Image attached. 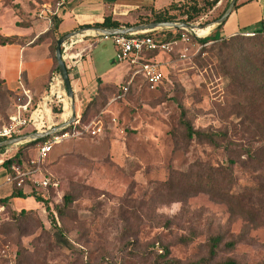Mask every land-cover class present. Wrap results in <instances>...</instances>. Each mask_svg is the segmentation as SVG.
Returning <instances> with one entry per match:
<instances>
[{
  "label": "rangeland",
  "instance_id": "rangeland-1",
  "mask_svg": "<svg viewBox=\"0 0 264 264\" xmlns=\"http://www.w3.org/2000/svg\"><path fill=\"white\" fill-rule=\"evenodd\" d=\"M14 1L6 0L15 5L19 23H26L49 17L56 0ZM221 12L208 11L193 23L206 27L208 24L202 25ZM197 42L191 38L183 45L187 58H180V48L157 56L165 63L166 79L156 89H149L136 77L122 94L132 69L115 61L111 37L94 39L81 62L86 75L93 73L92 81L79 98L74 97L76 120L67 127L76 123L82 133L55 144L35 176L51 179L47 188L37 191L52 209L63 205L66 194L73 200L61 216L54 212L55 227L34 197L10 199L0 227V264H167L169 259L187 264L201 258L213 262L230 258L238 264L264 262V218L255 222L246 218L247 211L258 214L256 209H264V167L240 148L226 152L203 140L188 139L180 122L181 105L195 129L225 128L239 119L227 106L231 95L225 71L235 74L234 68L239 66L237 78L241 80L244 61L230 50L220 51L213 41L195 53ZM79 48L77 44L71 53H79ZM68 71L71 82H76L74 69ZM109 71L113 73L107 74ZM112 74L115 79L106 82ZM56 79L59 84L54 83ZM44 80V96H31L29 111L24 112L28 117L35 111L38 121L24 125L22 133L42 131L68 116L70 99L63 82L51 76ZM2 87L0 83V125L10 123L17 106L28 100L24 92L10 95ZM94 123L101 126L95 135L90 132ZM248 139L245 134L234 140L243 145ZM18 146H10L9 154L17 152ZM37 147L22 150L24 162L36 155ZM229 158L235 162L233 190L248 195L243 212L206 192L178 187L183 181L177 183V177L201 171L202 166L225 164ZM10 187L13 185L0 189V197ZM174 202L181 205L175 215L157 212L158 207H170ZM13 211L20 213L18 219L12 218ZM215 236L220 242L210 255L209 239Z\"/></svg>",
  "mask_w": 264,
  "mask_h": 264
},
{
  "label": "trees",
  "instance_id": "trees-1",
  "mask_svg": "<svg viewBox=\"0 0 264 264\" xmlns=\"http://www.w3.org/2000/svg\"><path fill=\"white\" fill-rule=\"evenodd\" d=\"M251 0H238L235 3L234 8H237L241 4H244ZM229 2V0H228ZM226 3V6L228 4ZM4 4H8L14 8L15 5L12 3L6 2L3 0ZM217 0H184L179 2H172L164 8L154 9L151 7L149 13L146 15H139L137 21L134 23L122 22L117 19H114L110 14L105 15L104 19L100 23H94L92 25L84 24L79 25L78 28L83 27H107V28H116L120 26H129L131 24L145 23L150 21H169V20H179L183 22L193 23L198 17L210 11ZM224 7V9L226 8ZM222 10V12L224 11ZM222 12L211 21H208L202 26L216 20ZM50 20V27L48 30L38 36L34 41L37 43L41 41L48 35H52V44H56V39L59 35L57 29L61 23V19L51 13L48 17ZM221 28V26L219 27ZM217 28V30L219 29ZM153 32H159L166 35L168 38L175 37L182 32H187L183 29H157ZM263 29H257L252 35H243L235 34L232 36H227L223 38H218L215 35V31L207 35L206 37L200 38L199 42L205 43L207 41H213L214 44H217V48L221 50H230L232 55L239 57V60H243L244 75L242 79L239 80L241 68L235 67V74L233 71L226 70L225 75L228 79L227 90L231 95L230 100L228 101V107L236 111L238 115V121L232 123V126H227L225 128H212L211 130H202L195 129L188 119H186V110L181 105L180 109V122L185 129V136L188 139L196 138L203 140L215 148H222L226 152H231L235 147L240 148L246 156H248L251 161L256 164L264 167V159L261 158V155H264V34ZM24 40L16 35L5 36L0 34V45L6 44H24ZM51 44V45H52ZM50 50L54 51L53 47H50ZM52 54V53H51ZM159 54H164L159 51H150L145 54L143 61H154L158 60L157 56ZM55 63V69H57V62L52 54ZM237 68L239 72H237ZM21 77L25 78L24 73H21ZM141 78V77H140ZM51 79H54V76H51ZM129 79V78H128ZM127 79V81H128ZM142 79V78H141ZM166 79V75L162 79L155 89L163 83ZM143 80V79H142ZM126 81V84H127ZM135 81L132 80L131 84ZM144 84L147 86L145 80ZM0 83L3 85L2 89L4 92L13 95V92L7 89L4 84V80L0 76ZM130 84V85H131ZM129 85V87H130ZM125 87V86H124ZM124 87L121 88V93H123ZM148 87V86H147ZM129 89V88H128ZM128 91V90H127ZM1 126V125H0ZM248 135L249 139L245 144H238L234 139L236 136ZM49 136L43 137L28 143H24L18 146V151L15 152L10 157L4 159L1 163V166L4 167L8 172L13 164H20L24 162L21 157V152L25 148H29L33 145H39L45 142ZM2 140V139H0ZM5 148H0L3 151ZM234 160L229 158L227 163L213 167L212 165L202 166L201 171L192 172L189 175H182L177 177L182 182V187L179 188L190 190L191 192H206L212 198L224 200L231 205V208H238L240 210L244 209L245 199L248 198V195H245L244 192H236L233 190L235 181L232 177V166L234 165ZM201 165V164H200ZM199 165V166H200ZM170 180V179H169ZM173 180L169 181V184ZM172 186V185H171ZM32 196L34 199L43 204L44 209L47 211V217L50 222L57 227L56 217L61 216L64 210L71 204L72 197L69 194L63 196V205L56 204L53 206V209L50 207L49 201L41 193L35 190H31L28 193H24L21 188L15 187L12 192L5 197H1L0 201L5 205H8V202L12 198L16 197H27ZM258 214L247 211V219L250 222H255L258 218L263 216L264 218V209H256ZM245 213V211H244ZM20 214V213H18ZM16 212H12V218L18 219ZM22 214V213H21ZM20 217V216H19ZM220 242L218 236L211 237L209 239V253L212 255L215 252V247ZM232 243H229V246H232ZM167 264H182L178 260L169 259L166 261ZM187 264H238L234 259H225L221 261H211V258H201L194 262H189ZM264 264V262L258 263Z\"/></svg>",
  "mask_w": 264,
  "mask_h": 264
},
{
  "label": "crops",
  "instance_id": "crops-1",
  "mask_svg": "<svg viewBox=\"0 0 264 264\" xmlns=\"http://www.w3.org/2000/svg\"><path fill=\"white\" fill-rule=\"evenodd\" d=\"M179 1L184 0H71V2L65 4L57 12L54 13V10L50 12L61 19L57 33L59 35H64L78 29L79 25L100 23L103 21L104 16L109 14L119 21L134 23L137 21L139 15L148 14L151 7L160 9L172 2ZM15 2L16 0L14 3ZM227 2L228 0H217V3L209 12L216 13L223 10ZM19 22H21V20L13 10V7L4 4L3 0H0V34L5 36L16 35L21 37L25 42L24 44L0 45V76L4 80L7 89L13 93H19L25 90L30 97L39 94L43 97L44 92H46V81L44 79L48 78V76L57 74V69H55L54 59L50 50L52 35L46 36L37 43H34V41L38 36L48 30L50 27V20L47 17L44 20H30L26 21V23ZM260 28L264 31V0H251L234 8L226 21L221 25V28L214 31L218 38H223L245 32H254ZM59 37L61 36H58L57 39ZM94 39L95 38L72 39L74 40L73 48L77 44L80 47L78 50L79 58L77 67L74 69V74L77 76L76 82H71L75 99H77V97L79 98L82 91L89 88L92 81L93 73L90 71V73L86 75V69L81 66V62L89 55ZM21 73H24V80L21 77ZM111 73L113 72L109 71L107 74ZM114 79L112 74V77H108L106 82ZM104 82H100L99 84ZM54 83L59 84L57 79ZM42 84L45 85L43 86ZM52 87L54 86L52 85ZM58 94H60V91ZM94 94L89 95V97L91 98ZM67 115L69 116L68 112ZM21 134L24 133L18 135ZM10 148L11 147H6L3 151L0 150L2 155L0 166L4 159L11 156L9 152L13 149ZM1 169L5 177L2 182L0 181V189L6 185H10L5 182L8 171L4 167ZM14 188V185L10 187L6 196H8ZM21 189L24 193H28L31 190L29 184Z\"/></svg>",
  "mask_w": 264,
  "mask_h": 264
},
{
  "label": "built area",
  "instance_id": "built-area-1",
  "mask_svg": "<svg viewBox=\"0 0 264 264\" xmlns=\"http://www.w3.org/2000/svg\"><path fill=\"white\" fill-rule=\"evenodd\" d=\"M70 1L71 0H56L54 13ZM153 31L154 30L140 31L111 36L115 47V61L127 63L132 69L122 94L127 92L129 85L136 77H141L143 80H145L149 89H155V87L161 83L162 79L164 78L165 63L160 62V60H154L150 62L143 61L142 59L147 52L159 51L162 53H172L174 50L180 48V58L188 57V55L185 53L187 48L183 45L189 43L191 38L194 39V37L189 32H182L175 37L168 38L164 34ZM242 34L252 35L254 32H245ZM198 43L199 42L196 44L198 46L195 49V53L207 42H200V44ZM181 47H183V49H181ZM72 54V57H68L67 59L64 58L68 70L75 69L77 67L79 53ZM67 61H69V63H67ZM22 92L28 96V100L25 104H19L17 106L16 113L10 116V123L0 126V139L16 136L22 133V127L24 125L33 126L36 125V121H38L34 116L35 111H33L28 117L24 116V112L29 111L28 106L30 104L31 97L25 90ZM100 130L101 126H98L97 123H94L90 132L95 135L100 132ZM81 133L82 131L77 128L75 123L73 128L65 129L62 132H58L49 136L45 142L38 145L36 155L28 162L13 164L11 166L10 171L6 176L5 182L14 185L17 188H23L28 184L30 185L31 190L47 188V186L51 184V179L45 175H42L40 179L35 178V176L41 171V166L47 158L49 152L52 151L55 144H59L63 140L69 139L71 137L78 136ZM6 214V205L0 201V227Z\"/></svg>",
  "mask_w": 264,
  "mask_h": 264
},
{
  "label": "water",
  "instance_id": "water-1",
  "mask_svg": "<svg viewBox=\"0 0 264 264\" xmlns=\"http://www.w3.org/2000/svg\"><path fill=\"white\" fill-rule=\"evenodd\" d=\"M237 0H229L226 8L222 12V14L213 22L208 24L210 29L204 35H197L196 29L202 28L195 23L183 22L179 20H169V21H150L145 23L131 24L129 26H120L116 28H107V27H83L73 30L69 33H66L59 37L56 40V44L54 47V56L57 62V77L63 82L65 87V92L67 98L70 99V115L68 119L62 121L60 124L47 127L42 131H34L30 133H24L21 135L13 136L10 138H5L0 140V148H6L15 145H21L24 143H28L43 137L51 136L55 133L62 132L67 127L76 120V105L74 102V93L71 85L68 69L66 67L65 59L62 56V45L68 39L71 38H88V37H111L113 35L127 34L133 32L140 31H150L156 29H183L189 32L196 40H200V38L206 37L214 30L219 28L227 19L229 14L233 11L235 3Z\"/></svg>",
  "mask_w": 264,
  "mask_h": 264
},
{
  "label": "bare ground",
  "instance_id": "bare-ground-1",
  "mask_svg": "<svg viewBox=\"0 0 264 264\" xmlns=\"http://www.w3.org/2000/svg\"><path fill=\"white\" fill-rule=\"evenodd\" d=\"M210 29V26H206V27H202V28H198L196 29V33L197 34H205L208 32V30ZM71 39H68L66 42H64V44L62 45V56L63 58L67 59L68 57H72L73 54L71 53L72 48H73V41ZM66 55V57H65ZM64 86V84H63ZM65 88V87H64ZM52 89H54V87H52ZM56 90H58L57 88H55ZM69 115H70V111H69ZM69 117V116H68ZM68 117L66 119H68ZM65 119V120H66Z\"/></svg>",
  "mask_w": 264,
  "mask_h": 264
},
{
  "label": "clouds",
  "instance_id": "clouds-1",
  "mask_svg": "<svg viewBox=\"0 0 264 264\" xmlns=\"http://www.w3.org/2000/svg\"><path fill=\"white\" fill-rule=\"evenodd\" d=\"M180 207H181V205L179 202H174L171 204L170 207L168 205L158 207L157 212L158 213H164V214L171 216V215H175L180 210Z\"/></svg>",
  "mask_w": 264,
  "mask_h": 264
}]
</instances>
